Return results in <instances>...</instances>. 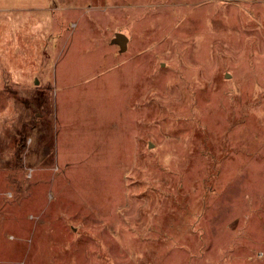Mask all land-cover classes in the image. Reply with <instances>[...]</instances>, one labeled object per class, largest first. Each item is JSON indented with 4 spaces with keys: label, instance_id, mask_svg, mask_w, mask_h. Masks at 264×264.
<instances>
[{
    "label": "rangeland",
    "instance_id": "obj_1",
    "mask_svg": "<svg viewBox=\"0 0 264 264\" xmlns=\"http://www.w3.org/2000/svg\"><path fill=\"white\" fill-rule=\"evenodd\" d=\"M0 264H264V0H0Z\"/></svg>",
    "mask_w": 264,
    "mask_h": 264
},
{
    "label": "water",
    "instance_id": "obj_2",
    "mask_svg": "<svg viewBox=\"0 0 264 264\" xmlns=\"http://www.w3.org/2000/svg\"><path fill=\"white\" fill-rule=\"evenodd\" d=\"M129 40V37L126 34L119 32L113 39V43L119 45L121 51H125L128 48ZM36 83H38V79H36ZM150 146H152V144H150Z\"/></svg>",
    "mask_w": 264,
    "mask_h": 264
},
{
    "label": "built area",
    "instance_id": "obj_3",
    "mask_svg": "<svg viewBox=\"0 0 264 264\" xmlns=\"http://www.w3.org/2000/svg\"><path fill=\"white\" fill-rule=\"evenodd\" d=\"M31 173H32V170H31Z\"/></svg>",
    "mask_w": 264,
    "mask_h": 264
}]
</instances>
